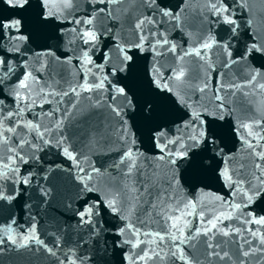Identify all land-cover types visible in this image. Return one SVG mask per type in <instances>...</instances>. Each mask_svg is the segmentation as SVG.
<instances>
[{"label":"water","instance_id":"water-1","mask_svg":"<svg viewBox=\"0 0 264 264\" xmlns=\"http://www.w3.org/2000/svg\"><path fill=\"white\" fill-rule=\"evenodd\" d=\"M60 2L53 0L55 4ZM213 2L216 0H157L158 4L172 11H180V21L177 23L156 12L151 17L155 23H146L144 32L154 30L153 43L156 39L166 38L169 45L165 48L175 44L176 52L158 48L161 54L156 55L145 43L143 51L132 49L129 53L135 54L134 61L125 72L117 77L108 76L113 83L122 80L119 86H126L125 91L132 97L134 107H128L125 98L116 95L107 81V91H80L79 96L69 92L62 100L60 96L52 95L41 99L35 91L31 92L35 104L22 106L21 115L14 120L20 125L29 121L40 124V131L47 128V132L41 140L36 132L17 126L16 133H6L9 144L0 145V170L8 173L7 179H0V195L11 197L0 198V264H71L72 261L75 264H264V253L257 252L248 257L241 254L248 248L245 239L253 242V248L259 245V240L253 238L247 229L260 228L258 235H264V226L245 223L249 219L246 213L264 216V198L257 199L247 208H228L224 202L241 203L242 194L232 195L233 189L219 175L223 167L220 157L209 160L213 154L208 153L190 163L177 161V165L170 166L166 160L158 159L162 153L152 139L153 132L158 129L165 131V139L186 134V129L177 126L182 117L187 119L185 113L192 108H184L180 98L197 111H203L206 106L208 113H216L221 101L215 100L214 96L219 95L223 98L221 114L224 119L215 121L214 131L222 142L232 179L244 180V188L249 181L258 182L254 176H260L261 170L256 164L264 168V160L247 147L245 140L256 145L255 152H264V139H260L264 137V89L259 87L264 84V56H249L237 63L232 60L237 59V54L251 43H264V0H221L229 8L225 15H231L238 25L235 33L229 31L231 26L223 24L222 17L211 9ZM98 7L105 5L94 0H72L71 8L57 9L62 12L60 18L43 19L39 14L42 10L38 0H32V6L25 9L0 3V18L21 19L20 33L11 34L28 37L26 41L10 40L8 36L0 40V57L11 61L14 68L10 78L4 77V83L0 84L4 92L0 95V100L4 101L0 112L6 114L14 110L10 93L27 72L39 79V84H33L32 88L44 87L46 93L69 91L83 83L85 78L90 83L98 82L111 67L120 63L121 54L115 45L131 44L136 40L137 33L133 30L136 18L155 11L154 7H146L143 0H124L118 5H108L116 9L115 19L110 20L104 14L92 11ZM89 14L96 15L94 27L99 35L89 55L95 64L104 66L101 70L88 65L90 72L78 59L90 46L84 45L70 31L73 27L83 30L71 21L74 17L86 19ZM108 28L112 31H105ZM209 38H214L217 43L211 49L201 50L203 59L195 55L184 56L185 52L199 48ZM223 44L229 45L227 51L231 52V57L220 46ZM17 47L18 51L15 50ZM49 51L55 55H47ZM180 56L184 57L183 60L179 59ZM154 65L165 78L170 75V70L183 67V84L173 80L169 82L172 92L157 89L150 83ZM256 70L260 75L249 84ZM205 83L208 87L204 92L196 90ZM21 92L29 94L27 90ZM113 95L115 100L111 99ZM70 103H75V107H70ZM147 104L152 106L150 111L145 107ZM197 104L200 107H196ZM109 105L119 108L121 115L116 116ZM66 109L69 115L65 118ZM57 120L61 121L60 128L56 127ZM4 124L5 127L14 126L9 121ZM240 124L251 125L252 135L248 134L249 130L239 128ZM61 136L64 142L58 144ZM21 137L28 143L18 144ZM8 147L14 148L23 158L13 165L15 171L2 168L6 157L15 154L7 152ZM65 147L75 160L64 154ZM128 150L132 151L138 169L143 170L145 177L154 173V179L167 188V181L175 174L179 183L173 181L162 204L146 193L138 203L125 201L121 215L127 219H121L120 215L105 208L99 216L92 217L91 225L82 223L77 213L85 201L105 197L114 190L117 182L128 199L137 195L124 192L125 186L131 189L135 185L139 189L137 181L141 179L138 169L133 170L131 177L126 175L128 161L120 163L122 154ZM93 168L99 172L94 173ZM89 174L92 176L90 181L87 179ZM24 177L28 179L26 184L21 183ZM85 183L93 188L91 192L85 189ZM216 197L223 199L217 200ZM147 201L157 207L151 208ZM189 203L195 205L194 211L184 209ZM178 204L181 211H193V215L185 214L179 220L182 233L172 228L173 221L167 219L168 216L181 215L175 211ZM221 212H233L232 219H224L205 236L203 231L208 227L207 221ZM140 220L144 223H139ZM128 223L134 224L141 233L151 234L139 237L144 241L139 247L123 243L135 239L127 230L119 234V229ZM232 229H240V232ZM195 230L200 234L197 235ZM225 231L229 235H223ZM156 233L163 235L164 240H157ZM33 235L43 241V245L32 240ZM25 236L29 237L27 242L23 239ZM22 244L26 246L21 247ZM208 244L213 247H207ZM144 251L150 258L140 260L138 256ZM213 251L221 256L227 252L228 256L220 259L212 255Z\"/></svg>","mask_w":264,"mask_h":264},{"label":"snow or ice","instance_id":"snow-or-ice-1","mask_svg":"<svg viewBox=\"0 0 264 264\" xmlns=\"http://www.w3.org/2000/svg\"><path fill=\"white\" fill-rule=\"evenodd\" d=\"M97 4L105 5V7H98L94 8L92 11L96 14H104L105 18L107 19H115L114 12L116 11L115 8H109L108 5H118L124 2V0H94ZM144 5L149 8H155V11L153 13H150L148 16L143 17H137L135 20V23L133 25V30L136 35V40L132 42L131 44H124L120 45L117 44L115 47L118 49L119 53L121 54L119 57L120 63L116 66H113L110 68L107 75H105L102 79H99L98 82H89L87 78L84 79L83 83L79 84L77 87L70 88L69 91H63L60 92H50L46 93L44 91V87H38L36 89L32 88L33 84L38 85L39 79L37 77H34L31 72H27L23 75V79H19L18 82L15 85V88L12 89L11 95L13 96L14 100V110L7 111L6 114L3 112H0V145H8L10 138L6 135V133H16L17 126L28 128L30 131H34L37 134V137L41 140L44 139L45 133L47 132V128H45L44 131H40L41 125L40 124H34L31 121L27 122L26 124L20 125L18 121L14 120V117H19L22 113V106H28L31 107L32 104H35V100L32 98L31 92L35 91L36 94L41 99H46L48 95L52 96H60L61 100L64 96H68L69 92L75 94L76 96L80 95V91H86V92H93L98 90H104L107 91L108 89L105 87V81L108 82L109 88L119 96H122L125 98L127 102L128 107H134L132 97L128 95V93L125 91L126 86L121 87L119 86L120 83H122V80H118L117 83H113L111 80H108V76L111 75L112 77H117L120 73L125 72L134 61V53L129 54L132 49H138L140 51L144 50V45L147 43L149 45V48L155 52L156 55H160L161 53L157 51L158 48H163L165 51H171L173 53L176 52V45L171 44L170 47L165 48V46L169 45V41L164 39H156L153 43V40L151 37H154L156 35V32L154 30H150L149 32H144V26L146 23L152 24L155 23V21L151 18L158 12L162 17H168L177 23L180 21V11H172L168 9L166 6H163L161 4L157 3V0H143ZM0 3L7 5L11 8H19V9H25L27 7L32 6V0H0ZM220 3V6L218 7L217 4ZM38 6L42 10L41 17L43 19L48 18H60L62 15V12H58L57 9H69L72 7V0H61L59 4L53 3V0H38ZM211 9L214 10L215 14L219 17H222V23L231 26L229 31L232 33H235L237 31V23L234 19H232L231 15H225L229 11L228 6H225L221 0H216V2L211 3ZM96 19V15L89 14L88 18L82 19L79 17H74L71 21L76 26H80L83 30H78L77 27H73L70 31L75 33L76 37L80 39V41L84 45H89L87 49L82 51V55L78 58L81 62V66L85 67L87 71H91L87 68L88 65H93L94 67L103 70V64H95L92 60V57L89 55V52L92 50L93 47H95L96 43L99 40V35L94 27V21ZM21 19L19 18H0V40H3L5 36H8L10 40H17V41H26L28 39L25 35H12L11 33H20L21 30ZM61 31H66L64 29H61ZM107 32H111L112 29L108 28L105 29ZM217 42L214 40V38H209L208 40H205L199 48L193 49L192 52H185L184 56L187 55H195L198 57H201L203 59V56H201V50L202 49H211L214 44ZM223 47V49L227 52V55L231 57V52L227 51L229 48L228 44L220 45ZM18 51V47L15 49ZM47 55L54 56L55 54L51 51L46 53ZM252 56L255 58L256 56H264V43H251L250 46H246L244 51L242 53L237 54V59L232 60V63H237L239 60L247 59V57ZM183 56H180L179 59L183 60ZM57 60H59V57H56ZM106 62V61H105ZM227 66V64L225 65ZM0 84L4 83V77H9L14 73V68L12 67V63L9 60H6L4 57H0ZM151 75L153 76V79L150 81L157 89H160L161 91H167L172 92L173 88L170 86V81H176L180 84H183L184 78H185V71L183 67H180L178 69H172L170 70V75L165 78L163 74L160 73L159 68L153 66V70ZM260 75L259 71L256 70L255 74H253L248 83L251 84L253 81L256 80V76ZM5 87H11L10 85H5ZM208 85L207 83L204 84L203 87H198L196 90L199 92H204L207 89ZM223 87V85L221 86ZM233 87L239 88V85H233ZM259 87L261 89H264V84H260ZM79 89V91H78ZM21 90H27L28 95L22 94ZM3 88H0V95H3ZM112 100L116 99V96L113 95L111 97ZM199 99V98H198ZM214 99L217 101H221L220 104L217 105L218 111L216 113H208L207 107L204 106L203 111H197L196 108H194L192 105H190L187 101L183 100V98L179 99V102L182 104L184 108H192V111L185 113L187 116V119L181 118L180 124L177 126L179 128L186 129V134L176 137L173 139H165L166 133L163 129H158L157 131L153 132L152 139L156 146L159 148L160 155L158 157L159 160L167 161V164L170 166L177 165V161H184L186 163H190L191 161L195 160L197 157H202L205 154L212 153L213 156L208 157L209 160H211L213 157L218 156L220 157V163L223 165L222 169L219 171V175L225 179L228 186L233 189L232 195H235L236 193L242 194V200L241 203H228L225 201V205L228 208H231L233 210H239L242 206L244 208L249 207L257 199L264 198V168L261 167L260 164H256V168L261 170L260 176H254V179L258 181L257 183H252L251 181L248 182L247 188H244V180L234 181L232 179V173H230L229 167H228V161L225 160V153L224 148L221 146V140L217 137L215 131H214V124L216 120H223L224 115L221 114L222 110L224 109L223 104V98L219 95H215ZM99 103V101H97ZM4 104L3 100H0V108H2ZM43 107V105H40ZM70 107H75V103H70ZM111 107L112 112L116 116H120V110L117 107ZM149 111L151 110V104H147L145 106ZM196 107H200L199 104H197ZM58 111V109L56 110ZM207 114V116L205 115ZM52 113H49L51 115ZM69 115L68 110H65V118ZM210 117V118H209ZM4 121L11 122L14 126H8L5 127ZM258 123V122H257ZM56 127H61V121L57 120ZM239 128H243L246 130H249L251 128V125L249 124H240ZM236 129L237 131L239 130ZM249 135H252V132L249 130ZM260 139H264V137H260ZM241 140H244V137L241 136ZM47 142V141H45ZM64 142L63 136L57 141L58 144H62ZM18 144H26L28 143L26 140L21 139L17 141ZM247 147L251 148L253 150V153H255L256 156L259 157V159L264 160V152H255L256 145H253L250 141H246ZM169 145H175L177 147L170 148ZM6 151L9 153L15 152V149L12 147L6 148ZM64 154L72 160H75V157L72 155V153L68 150L67 147L63 149ZM17 160H23V158L19 155L18 152H15L14 155H8L6 157V162L2 164L3 169H12L13 165H15ZM125 161H128L127 164V173L126 175L128 177H131V174L134 169H138L136 160L133 158V153L131 150H128L126 153L122 154L120 163H125ZM10 162V163H9ZM201 163H204V160L201 159ZM118 167V165H114ZM83 171V169H81ZM92 171L94 173L99 172L98 169L93 168ZM138 174L141 177L140 180L137 181V183L140 184V188L137 189L135 185L131 189H128L127 186L124 187L125 193H131L135 192L137 195L132 196L131 199H128L126 195H124L121 191V186L119 182H117L113 187L114 190L111 193H106L105 197H97L93 202H90L88 200L85 201V204L82 205L81 210L78 211L77 215L80 217V221L85 224H92L93 216H99L101 211L105 208L110 210L113 214L120 215L121 219H127V217H124L121 215L123 210L124 202L127 201V203L131 204L133 201L139 202L141 200V196L143 194H147L149 197H154L156 200L160 201L161 204L163 203V198L168 196V190L172 187L173 181L176 183H179L177 180L175 174L172 176L171 180L167 181V188H164L160 185L159 181L154 179V173L147 175L145 177V174L143 173V170L138 169ZM8 173L6 171L0 170V179H7ZM83 177L81 178L83 183ZM87 179L90 181L92 179V176L89 174ZM21 183L26 184L28 183V179L26 177L21 178ZM84 187L87 191L91 192L93 190L92 187H90L87 183L84 184ZM0 198H7L11 199V197H3L0 195ZM171 199V197H168ZM217 200H222V197H216ZM147 203L150 204V207L155 209L157 207V204L151 203L150 201H147ZM188 208L195 209L194 204H186L184 205V209L187 210ZM147 211V209L145 210ZM175 211L180 212V216H168L167 219L173 221L171 227L176 228L177 231H180L182 233V229L179 227V220L182 216L186 215H193V211H181L180 205L178 204L175 208ZM246 215L249 217L248 220L245 221V223H252L256 225L264 226V216L256 217L252 215L251 213H246ZM233 212H221L219 215L213 217L212 219H209L207 221L208 227L204 229L203 234L207 236L208 232H210L212 229H216L217 225L219 223H222L224 219H232ZM201 218L203 222V214L201 213ZM139 223L143 224L144 221L140 220ZM129 231L131 233L132 237H135V239H128L123 241V243L130 244L132 247H139L141 243L144 241H141L139 237L141 235L148 236L151 235L150 233H141L140 229L135 227L134 224L128 223L124 227H121L119 229V234H124L125 231ZM219 230V229H217ZM35 229H33V232ZM170 231V230H169ZM197 232V235L200 234L199 230H195ZM233 232L239 233L240 229H232ZM252 235L253 238H257L259 240V245L256 248L252 247V241L245 239L244 243L248 245V248L245 249L241 254L244 257L248 256H254L257 252L264 253V235H258L261 232L260 228L256 229H247ZM223 235L227 236L229 235V232L225 231ZM155 238L159 241L164 240V236L160 235L159 233L155 234ZM175 238V237H173ZM25 242L28 241L29 237L25 236L23 238ZM32 240H35L36 243L43 245V241L39 240L38 238L33 235L31 237ZM184 241H181L183 243ZM2 243V241H0ZM13 243H16V241H13ZM26 246V244H22L21 247ZM46 247V246H45ZM207 247H213L211 244H208ZM48 251L51 253L52 249H48ZM143 251V250H142ZM54 254V253H53ZM155 255H159V253H154ZM175 255V253H173ZM212 255H215L219 257L220 259H224L228 256V253L225 252L223 256L220 255L219 252L213 251ZM146 257H148V252L144 251L142 255H139L138 258L140 260H144ZM150 258V257H148ZM129 260L132 259V257H128ZM181 259H184L182 256ZM71 264H75V261H72ZM199 264V262H197ZM243 264V262H241Z\"/></svg>","mask_w":264,"mask_h":264}]
</instances>
